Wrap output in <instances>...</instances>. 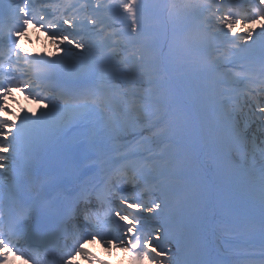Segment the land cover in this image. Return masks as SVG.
I'll use <instances>...</instances> for the list:
<instances>
[{
  "label": "snow or ice",
  "instance_id": "obj_1",
  "mask_svg": "<svg viewBox=\"0 0 264 264\" xmlns=\"http://www.w3.org/2000/svg\"><path fill=\"white\" fill-rule=\"evenodd\" d=\"M146 7L145 0L3 6L0 187L17 210L5 216L0 203V264H13L18 253L24 264H41L61 239L70 250L60 249L59 264H73L76 255L108 264L85 243H99L106 255L122 254L129 264H207L201 257L214 228L208 185L258 174L264 192V87H240L253 82L240 62L264 65V0L165 6L169 17L198 21L187 41L205 59L188 58L181 77L172 75L162 48L146 59ZM107 19L124 27L109 31ZM30 28L52 47L30 52L22 43L33 42ZM14 90L39 107L13 112ZM193 124L197 142L190 147L185 140ZM73 132L78 138L67 141ZM104 136L133 140L125 151L116 149L118 158L102 176L90 179L97 165L89 152L95 137ZM53 157L70 158L76 168L68 176L59 169L58 180L37 190L36 177ZM245 256L253 264L252 254Z\"/></svg>",
  "mask_w": 264,
  "mask_h": 264
},
{
  "label": "rangeland",
  "instance_id": "obj_2",
  "mask_svg": "<svg viewBox=\"0 0 264 264\" xmlns=\"http://www.w3.org/2000/svg\"><path fill=\"white\" fill-rule=\"evenodd\" d=\"M177 0H145L147 5L145 11V25L148 23H153V30H149V34L153 37L150 39H155V37H162L161 48L163 49L164 55L168 58L170 66L172 68V75L176 77L185 76L181 74V70L188 68V58L193 62L198 61V58L205 59L203 54L194 46L189 45L187 41V36L190 31L195 28V25L198 23L195 17L191 19L190 22H185L181 17H169L168 12L165 10V6L175 4L177 5ZM177 10H179L177 8ZM171 28H170V27ZM166 39V44L164 40ZM166 46V47H165ZM171 49V51H170ZM149 56L150 54L146 52ZM196 53L199 56L194 55ZM178 60L186 61L185 63H180ZM189 69V68H188ZM151 109H149V115L151 114ZM147 113V114H148ZM181 118L184 117L182 114H177ZM197 142V132L195 130L194 124L189 128V135L187 136L185 143L188 146H193ZM202 158H204L202 156ZM195 175V173H191ZM244 176L238 175L237 178L231 183H216L215 185V194L213 193V188L210 184L208 185V196L211 200V204L214 210V219H213V234L211 237V245L209 250L201 257L205 260L207 264H248V259L246 261L239 260L233 261V255L239 250L230 248L227 242L222 241V238H231L238 239L241 242V235L238 233H228L223 231L221 234H216V230L231 229L232 227H238L240 229L252 228L253 225L257 222L250 221V218H244L238 211H234L230 207L231 211H217L214 209V202L217 200H222L227 202L234 207L242 208L245 211L253 210L257 215L262 211H257L264 205V192L260 188L259 191H256L251 196L244 193V189L248 186L256 187L260 185L259 179L257 177H247L250 179L249 185L244 184ZM183 190V185H179L178 191ZM215 197V199H214ZM243 203V204H242ZM242 204V205H241ZM264 227V223L259 226V229L256 231H261L260 228ZM219 253H223V258L219 261L215 260ZM233 261V263H231Z\"/></svg>",
  "mask_w": 264,
  "mask_h": 264
},
{
  "label": "bare ground",
  "instance_id": "obj_3",
  "mask_svg": "<svg viewBox=\"0 0 264 264\" xmlns=\"http://www.w3.org/2000/svg\"><path fill=\"white\" fill-rule=\"evenodd\" d=\"M178 2H177V8L178 9H181L182 7H183V5H184V3H185V0H177ZM65 3H67L66 1H64ZM87 2V0H82L79 4H82V3H86ZM76 4H78V3H76ZM41 38H43V37H41ZM39 46V45H38ZM178 62H182V63H185L186 61H181V60H178ZM188 72H189V69L188 68H185V69H183V70H181V74L182 75H187L188 74ZM233 73V72H232ZM38 107V105L37 104H35V103H32V102H30V103H27L26 105H25V108H27L29 111H34V110H36V108ZM75 134H76V132H73L68 138H67V141H70L71 139H73L74 138V136H75ZM66 141V142H67ZM96 149L99 151V152H101V150H99V148H98V146L96 147ZM99 156V155H98ZM54 158V157H53ZM55 159V158H54ZM101 161V160H100ZM55 163H58V161L57 160H55L54 162H53V165L55 164ZM74 166H76V165H74ZM256 191H255V189L253 188V187H247V188H245L244 189V193H246L247 195H249V196H251L252 194H254ZM232 231H235V228H233V229H231ZM233 238H231V239H229V240H232ZM234 240V239H233ZM263 242H264V238H263ZM262 243V239H259V240H257L256 242H253V241H249V240H243L242 241V244H243V249H241L240 247V249L242 250V251H244V250H251V249H253V250H255L256 249V247H257V245L256 244H258V245H260ZM263 245V244H262ZM108 259H110L109 257H108ZM113 263L114 264H118L119 262L117 261V259L116 260H113Z\"/></svg>",
  "mask_w": 264,
  "mask_h": 264
}]
</instances>
